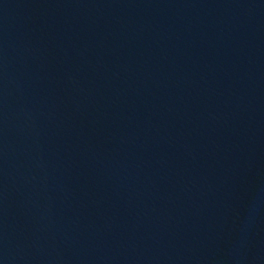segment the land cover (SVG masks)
Here are the masks:
<instances>
[{
    "label": "water",
    "instance_id": "95a60500",
    "mask_svg": "<svg viewBox=\"0 0 264 264\" xmlns=\"http://www.w3.org/2000/svg\"><path fill=\"white\" fill-rule=\"evenodd\" d=\"M0 264H264V0H0Z\"/></svg>",
    "mask_w": 264,
    "mask_h": 264
}]
</instances>
